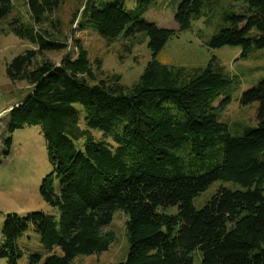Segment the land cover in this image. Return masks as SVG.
<instances>
[{
    "label": "trees",
    "instance_id": "1",
    "mask_svg": "<svg viewBox=\"0 0 264 264\" xmlns=\"http://www.w3.org/2000/svg\"><path fill=\"white\" fill-rule=\"evenodd\" d=\"M126 1L86 0L82 17L106 39L147 35L150 59L130 87L119 75L96 78L78 42L75 55L68 52L58 63L36 60L67 46L41 27L60 0H26L31 22L14 21V32L37 49L24 50L6 66L11 81L24 80L31 89L8 111L2 151L9 154L13 131L40 124L53 172L39 191L56 213H8L0 258L17 264L19 238L28 230L48 254L30 252L27 264H73L77 255L106 251L116 238L106 227L120 209L127 215L129 248L116 264H191L194 250L201 253L199 264H264V79L241 96L242 104H258L256 125L232 135L215 113L231 79L214 57L200 67L157 59L169 38L217 1L181 0L176 28L143 18L153 0H135L132 7ZM12 8V0H0V18ZM223 17L228 26L210 37L208 47L238 46L244 57L264 49V0H246L238 13ZM219 180L243 188L221 187L194 208L193 198ZM167 206L177 212L158 210Z\"/></svg>",
    "mask_w": 264,
    "mask_h": 264
},
{
    "label": "rangeland",
    "instance_id": "2",
    "mask_svg": "<svg viewBox=\"0 0 264 264\" xmlns=\"http://www.w3.org/2000/svg\"><path fill=\"white\" fill-rule=\"evenodd\" d=\"M12 1L11 12L0 18V241L1 226L8 213L25 215L35 210L56 213L55 209L43 200L39 191L42 179L53 172L40 124L24 125L13 131L9 154L4 156L2 151V139L8 135L5 126L8 111L12 105L23 100L31 89L24 80L11 81L6 76V66L24 50L37 49L27 37L17 35L13 30L14 21L17 19L31 22L26 0ZM134 1L127 0L126 5L132 7ZM180 1L153 0L143 18L158 26L176 28L174 13ZM216 1L213 10L192 21L188 29L169 38L158 53L157 59L165 64L200 67L206 66L214 57L215 62L231 79L214 103L217 107L215 113L217 119L225 123L229 132L235 135L246 127L256 125L255 113L258 104L256 102L242 104L241 96L243 91L256 86L264 79V49H253L244 57L238 46L208 47L207 41L210 37L228 26L227 20L225 21L223 17L224 13L232 11L238 13L246 3V0ZM85 2L86 0H60L58 7L47 16L41 27L46 28L53 37L58 36V40L64 41L67 46L59 50L44 51L36 60L39 62L41 58H48L58 63L68 52L74 56L76 45L80 43L87 51L96 78L106 79L112 75H119V82L130 87L138 80L150 59L147 35L137 33L133 37H126L120 34L112 39L101 37L83 22L82 11ZM226 98L227 103L221 106V102ZM81 117L83 118V114ZM94 134L96 137L101 136L96 130ZM53 182L57 186L58 181L55 178ZM221 187L243 188L229 181H214L193 198L194 208H202ZM262 189L264 192V184ZM158 210L168 214L177 212L175 206L159 207ZM126 219L127 215L123 210L114 211L112 220L106 227L114 231L116 236L109 248L101 253L77 255L72 263L116 264L124 261L129 248ZM19 244L23 254L17 264H27V255L30 252H39L43 257L48 254L39 242L37 234L31 230L20 236ZM55 251L60 253L58 248H55ZM192 256L191 264H199L200 251L194 250ZM0 264H6V260L0 258Z\"/></svg>",
    "mask_w": 264,
    "mask_h": 264
}]
</instances>
